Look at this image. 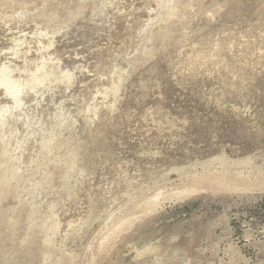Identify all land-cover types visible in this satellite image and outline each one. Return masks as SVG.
Returning <instances> with one entry per match:
<instances>
[{"label": "rangeland", "instance_id": "rangeland-1", "mask_svg": "<svg viewBox=\"0 0 264 264\" xmlns=\"http://www.w3.org/2000/svg\"><path fill=\"white\" fill-rule=\"evenodd\" d=\"M2 61L0 264H264V0H0Z\"/></svg>", "mask_w": 264, "mask_h": 264}, {"label": "bare ground", "instance_id": "bare-ground-1", "mask_svg": "<svg viewBox=\"0 0 264 264\" xmlns=\"http://www.w3.org/2000/svg\"><path fill=\"white\" fill-rule=\"evenodd\" d=\"M16 52L17 51H15V53ZM21 87L22 79L15 73L14 65L2 61L0 63V95L3 94L5 97H8L13 104L19 103L24 99L23 97L25 95L21 93ZM27 93L28 92H26V94Z\"/></svg>", "mask_w": 264, "mask_h": 264}]
</instances>
